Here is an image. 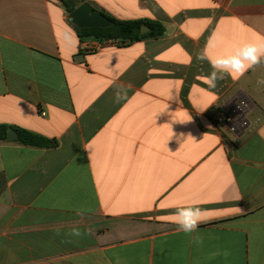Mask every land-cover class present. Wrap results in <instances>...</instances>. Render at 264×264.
<instances>
[{
  "label": "crops",
  "instance_id": "obj_1",
  "mask_svg": "<svg viewBox=\"0 0 264 264\" xmlns=\"http://www.w3.org/2000/svg\"><path fill=\"white\" fill-rule=\"evenodd\" d=\"M83 1L166 32L85 51L60 0H0V125L58 143L0 140V264H264V63L210 88L197 58L264 42V0ZM191 205L208 220L177 231Z\"/></svg>",
  "mask_w": 264,
  "mask_h": 264
},
{
  "label": "clouds",
  "instance_id": "obj_2",
  "mask_svg": "<svg viewBox=\"0 0 264 264\" xmlns=\"http://www.w3.org/2000/svg\"><path fill=\"white\" fill-rule=\"evenodd\" d=\"M197 58L201 61L207 60L210 64L211 71L207 76L202 77L205 83L210 88H215L217 81L223 80L226 76L233 80L239 79L249 69L254 66L264 63V42L247 43L235 50L229 55L218 56L212 58L207 55V50L198 54ZM258 83L264 84V79ZM130 86L120 85L114 94V100L119 103L127 98L128 88ZM258 135L264 139V127L258 129ZM173 223L176 225V230L186 234L196 233L200 224L205 223L208 217L204 211L198 206H174ZM91 229L74 227L68 233L70 236L80 237L81 235L91 234ZM192 242L200 244L203 242V237L200 235L192 236Z\"/></svg>",
  "mask_w": 264,
  "mask_h": 264
},
{
  "label": "trees",
  "instance_id": "obj_3",
  "mask_svg": "<svg viewBox=\"0 0 264 264\" xmlns=\"http://www.w3.org/2000/svg\"><path fill=\"white\" fill-rule=\"evenodd\" d=\"M66 11L71 13L79 5L84 3L83 0H60ZM101 14L106 16L112 21L109 27H91V28H79L75 27L77 33L81 39H93L100 42L113 41L119 42L120 44H128L134 41L149 39V38H160L165 32V26L159 22L151 20H119L116 19L103 11H99ZM143 26L150 28V31L143 34L141 29ZM10 129L7 125H0V140L5 141L7 139V133ZM17 134V142L23 145L48 148L57 146L56 140H49L44 136L33 133L25 129H14Z\"/></svg>",
  "mask_w": 264,
  "mask_h": 264
},
{
  "label": "built area",
  "instance_id": "obj_4",
  "mask_svg": "<svg viewBox=\"0 0 264 264\" xmlns=\"http://www.w3.org/2000/svg\"><path fill=\"white\" fill-rule=\"evenodd\" d=\"M109 42L110 41L100 42L97 40H85L83 41L82 48L85 51H96ZM250 110V102L245 98H241L230 107L228 113L219 118V122L226 125L231 132L243 130L248 124V114ZM41 114L45 115V112L42 111Z\"/></svg>",
  "mask_w": 264,
  "mask_h": 264
},
{
  "label": "water",
  "instance_id": "obj_5",
  "mask_svg": "<svg viewBox=\"0 0 264 264\" xmlns=\"http://www.w3.org/2000/svg\"><path fill=\"white\" fill-rule=\"evenodd\" d=\"M69 21L79 28H91V27H109L112 21L106 16L97 11L89 3H82L74 11L68 15ZM150 31V28L143 26L141 32L143 34ZM18 138L17 132L10 128L7 133L8 141H15Z\"/></svg>",
  "mask_w": 264,
  "mask_h": 264
}]
</instances>
